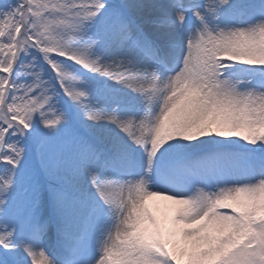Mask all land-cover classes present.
Returning a JSON list of instances; mask_svg holds the SVG:
<instances>
[{
	"label": "snow or ice",
	"instance_id": "1",
	"mask_svg": "<svg viewBox=\"0 0 264 264\" xmlns=\"http://www.w3.org/2000/svg\"><path fill=\"white\" fill-rule=\"evenodd\" d=\"M0 264H264V0H0Z\"/></svg>",
	"mask_w": 264,
	"mask_h": 264
},
{
	"label": "rangeland",
	"instance_id": "2",
	"mask_svg": "<svg viewBox=\"0 0 264 264\" xmlns=\"http://www.w3.org/2000/svg\"><path fill=\"white\" fill-rule=\"evenodd\" d=\"M150 203H152V201H150Z\"/></svg>",
	"mask_w": 264,
	"mask_h": 264
}]
</instances>
